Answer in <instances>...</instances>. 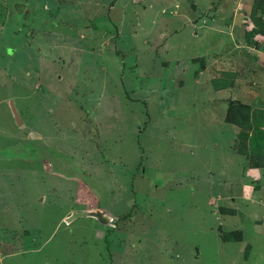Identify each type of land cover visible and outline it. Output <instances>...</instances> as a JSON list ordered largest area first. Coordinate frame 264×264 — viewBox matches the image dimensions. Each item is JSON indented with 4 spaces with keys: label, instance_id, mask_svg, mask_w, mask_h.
<instances>
[{
    "label": "rangeland",
    "instance_id": "1",
    "mask_svg": "<svg viewBox=\"0 0 264 264\" xmlns=\"http://www.w3.org/2000/svg\"><path fill=\"white\" fill-rule=\"evenodd\" d=\"M251 2L0 0V264H264Z\"/></svg>",
    "mask_w": 264,
    "mask_h": 264
},
{
    "label": "trees",
    "instance_id": "2",
    "mask_svg": "<svg viewBox=\"0 0 264 264\" xmlns=\"http://www.w3.org/2000/svg\"><path fill=\"white\" fill-rule=\"evenodd\" d=\"M248 23L250 27L241 41L245 46L259 49L264 42V0H252ZM228 86L225 79L215 80L212 84L215 91L224 90ZM225 122L237 126L240 141L247 143L246 148H243L242 144L239 145L238 154L247 157L249 153H255L256 162L253 161L252 167H263L264 110L253 108L247 102L231 100L228 102Z\"/></svg>",
    "mask_w": 264,
    "mask_h": 264
},
{
    "label": "water",
    "instance_id": "3",
    "mask_svg": "<svg viewBox=\"0 0 264 264\" xmlns=\"http://www.w3.org/2000/svg\"><path fill=\"white\" fill-rule=\"evenodd\" d=\"M9 108H10V112L14 118V121L16 123V125H21V121L19 118V115L17 114L13 103L11 101H9ZM30 136L31 138H37L38 135L35 133L30 132ZM80 217H89V218H93L97 223L101 224V225H105L108 223L109 218L107 217V215L104 212H100L98 210L95 211H87V212H81V213H71V215L65 219V222H69L72 221L76 218H80Z\"/></svg>",
    "mask_w": 264,
    "mask_h": 264
},
{
    "label": "flooded vegetation",
    "instance_id": "4",
    "mask_svg": "<svg viewBox=\"0 0 264 264\" xmlns=\"http://www.w3.org/2000/svg\"><path fill=\"white\" fill-rule=\"evenodd\" d=\"M34 140H39V139H34Z\"/></svg>",
    "mask_w": 264,
    "mask_h": 264
},
{
    "label": "clouds",
    "instance_id": "5",
    "mask_svg": "<svg viewBox=\"0 0 264 264\" xmlns=\"http://www.w3.org/2000/svg\"><path fill=\"white\" fill-rule=\"evenodd\" d=\"M38 137H39V136H38ZM38 137H37V138H38ZM33 139H35V138H33Z\"/></svg>",
    "mask_w": 264,
    "mask_h": 264
}]
</instances>
